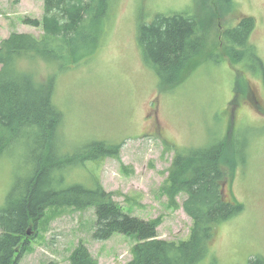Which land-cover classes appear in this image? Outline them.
Here are the masks:
<instances>
[{
    "label": "rangeland",
    "instance_id": "374dc122",
    "mask_svg": "<svg viewBox=\"0 0 264 264\" xmlns=\"http://www.w3.org/2000/svg\"><path fill=\"white\" fill-rule=\"evenodd\" d=\"M226 2L119 0L108 32L86 51L87 61L58 72L56 61L36 57L19 60L17 68L40 84L57 74L60 155L75 154L95 141L120 147L117 155L66 164L60 172L63 188L82 184L94 189L100 182L123 211L160 219L162 239L188 240L194 224L183 206L186 194L179 193L173 202L167 191L176 150L207 148L225 138L219 161L225 174L223 194L243 203L244 210L219 226L212 253L218 264H248L251 258H264V0ZM44 9V0H0V46L13 32L43 34L41 25L26 20H42ZM175 12L198 20L203 45L170 81L144 57L138 31L158 14ZM246 16L256 20L248 40L263 67L248 68L233 59L223 41L225 29ZM234 134L244 142L241 164L235 161ZM25 143L17 142L7 151L10 156L0 160V205L16 179L27 176ZM95 211L94 206L47 207L23 239L27 249L19 264H71L80 245L98 264L132 260L136 236L93 238Z\"/></svg>",
    "mask_w": 264,
    "mask_h": 264
},
{
    "label": "trees",
    "instance_id": "16d2710c",
    "mask_svg": "<svg viewBox=\"0 0 264 264\" xmlns=\"http://www.w3.org/2000/svg\"><path fill=\"white\" fill-rule=\"evenodd\" d=\"M119 0H44L45 13L28 18L26 23L42 26L43 34L13 32L0 46V160L17 142H26L25 178L18 177L0 205V264H19L25 255L28 230L39 223L49 206H94L97 214L94 237L109 239L114 233L136 236L134 256L125 264H218L211 242L221 224L239 216L243 203L225 197V174L219 161L224 154L225 138L210 147L178 149L169 176L168 193L176 201L185 193L183 206L194 224L188 240H166L158 235L160 219L145 220L131 215L112 199L100 182L89 189L82 184L63 188L60 174L69 162L117 155L119 145L95 141L71 155L62 156L60 123L62 112L54 102L56 77L37 82L30 73L20 71L21 59L36 57L58 63V72L87 61L86 51L98 45L113 22ZM226 3L234 5L233 0ZM253 16L243 17L224 31L231 57L248 68L263 67V61L250 45L255 29ZM139 41L146 60L156 66L167 80L185 69L203 45V29L190 13L158 14L140 25ZM84 61V62H85ZM235 161L244 159V142L234 134ZM34 224V225H35ZM33 225V226H34ZM71 264H98L90 250L80 245ZM248 264H264V258H251Z\"/></svg>",
    "mask_w": 264,
    "mask_h": 264
}]
</instances>
